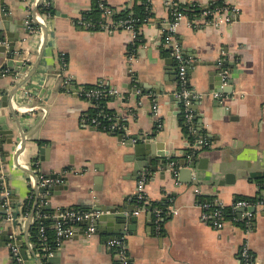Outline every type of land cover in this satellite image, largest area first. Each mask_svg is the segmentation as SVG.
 Returning a JSON list of instances; mask_svg holds the SVG:
<instances>
[{
	"label": "crops",
	"instance_id": "1",
	"mask_svg": "<svg viewBox=\"0 0 264 264\" xmlns=\"http://www.w3.org/2000/svg\"><path fill=\"white\" fill-rule=\"evenodd\" d=\"M209 1L216 0H174L182 5ZM48 2L50 15L35 10ZM48 2L0 0V21L1 13L10 18L6 23L11 32L20 20L30 23L33 13L38 25L31 23L28 34H21L23 41L16 44V53L27 54L24 73L15 75L10 68L0 79L3 96L23 83L9 107L0 109L14 142L8 146L10 155L1 171L10 175L9 188L16 198V206L0 201V209L6 206L11 212L15 207L20 212L16 226L11 220L1 226L0 235L7 232L9 241L0 247V264H16L13 256L10 259L8 243L17 237L28 264L40 260L30 234L39 214L35 213L25 227L36 202V207H50L44 209V218L51 229H55L58 212L64 210L112 206L138 210L134 196L143 174L147 205L141 206L137 215L133 212L135 228L126 230L125 235H112L114 227L103 222L104 234L88 235V226L77 224L76 231L56 249L59 264H117L115 251L106 241L111 235L124 238L130 264H238L236 256L242 243L249 246L258 264H264V209L255 210L247 232L230 216L224 217L220 230H214L200 220L198 205L200 196L217 200L224 208H230L236 199L264 198L258 183L264 177L250 176L251 172L264 173V0H221L220 7L235 6L238 15L220 29L203 26L201 13L178 23L175 36L193 94L190 122L180 119L177 66L163 43L169 24L164 0H105L116 10L143 4L152 14L140 27L144 43L132 59L127 50L134 40L126 31L91 30L79 24L91 0ZM174 70L175 75H168ZM222 70L226 72L224 79ZM99 82L118 91L106 106L122 118L118 124L123 122L125 129H119L120 135L80 123L81 115L94 106L81 91ZM228 86L231 93L215 91ZM154 102L160 109L159 121L152 112ZM183 122L196 135V142L184 135ZM135 137L140 142L149 137L151 144L161 145L164 152L172 151L171 158L165 160L167 169L155 162L136 169L137 157L127 146L135 143ZM188 149H198V153L187 154ZM33 161L37 171L32 169ZM193 162L195 168L190 172L187 168ZM153 166H157L156 171ZM238 171L241 174L234 180L226 179ZM53 175L59 180L53 185L62 184L66 189L55 195H36L29 186L37 176ZM31 190L35 201L31 210L23 213L21 205ZM154 203L166 205L163 218L161 209L151 208Z\"/></svg>",
	"mask_w": 264,
	"mask_h": 264
},
{
	"label": "built area",
	"instance_id": "2",
	"mask_svg": "<svg viewBox=\"0 0 264 264\" xmlns=\"http://www.w3.org/2000/svg\"><path fill=\"white\" fill-rule=\"evenodd\" d=\"M102 1V0H100ZM164 4L169 10V24L168 30L163 37L164 46L169 49L170 56L174 59L177 66V77L178 82L180 85V91L176 94V97L181 101L183 106V111L185 114V119L187 122L191 121V100H192V91L189 88L187 83V66L184 60L180 43L175 36V31L178 23L185 19L183 13L178 12L175 9L177 2L174 0H164ZM48 6V3L45 4ZM100 6H103V3H100ZM107 16V23L102 26V28L107 29H115V26L122 27V30L126 31L130 34L133 40L137 39L138 32L134 27L132 20H125L120 21L114 24L110 21L109 16L113 14V12L109 9H105V13ZM238 15V9L235 6L227 7L226 5L220 8H208V2L204 5L203 10L201 11L200 20H203V26L206 28H216L220 29L224 25L231 23L234 21V18ZM80 25L82 24L84 27L91 28L92 24L87 23L85 21H80ZM110 27V28H109ZM28 30L30 29V25L27 27ZM7 42L3 39H0V47L6 46ZM134 55H130L129 59H132ZM221 76L224 79L226 76L225 70L221 71ZM67 81H64L66 84ZM118 91L114 88L107 87L104 82H99L96 84L95 88L90 90L83 89L81 91V95L84 96L86 99L91 100L93 105L95 102L104 95L114 96L117 95ZM215 96H217L215 94ZM152 112L154 117L157 121L160 120V109L156 102L152 105ZM115 118L114 123H112L108 127L109 132H116L120 128L125 129V127H121L118 124L122 118L116 116V114L112 115ZM120 118V119H119ZM80 123L82 126H92V127H99L101 126L100 121L97 118H87L85 114H82L80 117ZM105 128V127H104ZM107 130V129H106ZM36 177V176H35ZM37 180V187H45L48 185H53L59 183L58 179H52L49 177L44 176H37L35 178ZM145 183H146V175L143 174L137 181L136 191L134 200L137 203L138 210L135 212V215L139 213V208L141 206L147 205V200L145 197ZM201 213H200V220L209 226H211L214 230H220L222 228V221L224 220V216L222 214V209L224 208L217 200H211L206 202L198 203ZM145 209V208H144ZM264 209V198H258L256 200H248V199H236L230 207L231 218L235 222H239L241 226L248 232L252 227V221L254 217L255 210ZM38 214V213H37ZM158 211H156V224H158ZM101 215V212L96 211L94 209L88 210H79V209H69L58 212L56 215L57 223L55 225V235L57 241V247H59L62 242L68 238L72 233L74 226L80 224L83 221H90V225L87 229V234L92 235L95 233L96 229L93 225V222L97 217ZM40 215L36 216L39 218ZM42 217H45L43 215ZM59 218V219H58ZM6 220H12V214L10 211L6 213ZM39 238L42 241L46 240V235L44 231V227L40 226L38 229ZM14 238H12L11 242L8 243L10 252L15 260L16 264H24L22 257L19 254L18 248L15 244H13ZM108 246L115 251V258L117 264H130L129 255L127 253V246L126 242L123 237H113L112 239L107 241ZM47 251V256H51L52 253L55 251H51L49 247L44 248ZM236 260L238 264H258L250 251L249 246L246 243H242L241 247L237 253Z\"/></svg>",
	"mask_w": 264,
	"mask_h": 264
},
{
	"label": "water",
	"instance_id": "3",
	"mask_svg": "<svg viewBox=\"0 0 264 264\" xmlns=\"http://www.w3.org/2000/svg\"><path fill=\"white\" fill-rule=\"evenodd\" d=\"M39 6V5H38ZM38 6L35 8L37 10ZM10 18H7L4 13H1V21H0V39H3L7 42L6 46H1L0 47V52L3 53V63L0 65V79L3 78L4 76V71L7 69L11 68V71L13 73H20L19 75H22L24 73L25 69L27 68L26 60H27V54L22 55L18 52L19 48L16 46L18 42L23 41V37H21V34H28V29L27 27L32 24H36L35 22V15L34 13L31 15L29 22H26L27 20L23 19L17 22L15 30L11 32L8 24L6 23L7 20ZM32 23V24H31ZM37 25V24H36ZM38 26V25H37ZM167 68L165 70L168 71V63ZM168 75L172 76L175 75V70L174 72H167ZM172 80V79H171ZM219 82V86H220ZM231 84V83H230ZM23 86V83L18 84L11 92H7L4 95V90L0 89V109L3 108H8L10 104V99L16 94V92ZM125 88H131L130 86H126ZM136 90L134 89L132 92L134 93ZM216 92H226V93H231L232 88L228 86L227 88L224 87L222 89L215 90ZM5 97V98H3ZM3 112L0 110V201L2 202V205L4 204L5 201L7 203L12 204L13 206H16L15 197L13 196V192L9 188V179L10 175L7 173H3L1 171V167L6 164L5 158L10 155V152L8 150V146L14 145L13 139H12V131L8 130L6 120L2 118ZM12 118H15L16 116L11 114ZM16 126L18 127L19 125ZM24 139V136H22ZM135 141L134 144L128 143L129 148H133L134 150V155L137 157V165L135 166L136 169H138L141 166H146V165H151L152 162H155L157 165L161 164L164 169L166 164L165 160L167 158H171L172 151L169 153L164 152L162 150V146L159 144H151L150 138L146 137L142 139V142L137 141L138 139L135 137L133 138ZM25 143L24 140L22 141V150H25ZM40 151H44V148H41ZM146 152V153H145ZM144 162V163H143ZM183 170H186L184 168V162H180ZM25 165V164H23ZM154 171L157 170V166L152 167ZM195 168L194 162L191 164L189 168H187L190 172L192 169ZM23 172H26L25 166L22 168ZM239 174H241L240 171H238L236 174H228L226 179L229 180V178L233 179L238 177ZM250 176L252 178H261L264 177V173H259V172H251ZM50 178L56 179V175L51 176ZM99 180V179H98ZM31 189L35 192L36 195L41 194H51L55 195L57 192L56 191H61L66 189L67 186H63L62 184L59 185H46L45 187L38 188L37 187V180L35 179V183L32 184L30 183L29 185ZM2 190L6 194H2ZM47 199V196H46ZM38 200V197L36 198ZM37 202L34 204V207L30 211L27 221L25 222V227H28L30 223L32 222L33 217H35L36 213V207ZM6 206L4 208L0 209V214L6 216ZM49 206L46 205L45 208L43 207V210H49ZM151 209V208H150ZM94 210L101 212V215L97 217L94 221V226L96 227V233H102L104 234V228L102 226L103 222H108V225L111 227H114L113 234L112 235H125L126 230H132L135 228V223L137 222V217L133 215V212L137 211L131 206H112L110 208L108 207H101V208H94ZM12 214V220L11 223L13 226H16V219L19 216L20 212L17 210V208L13 207V211H11ZM149 217H151V213L149 214ZM59 219V218H58ZM57 220V218H56ZM90 221L86 220L81 222L80 224H84L86 226L90 225ZM76 231V228L73 229V232ZM109 236L106 238V241L110 240L113 238V236ZM9 234L7 232H3L0 235V247H5L6 242L9 241L8 238ZM20 237H17V241H14L13 244L18 245L20 247V252L19 254L21 255L23 261L25 264H28L27 261V255L25 251L22 249V244L19 242ZM29 253L34 257V251L30 250ZM11 254H10V259H11ZM36 258V257H35ZM35 261L37 264H42L41 261L36 258ZM47 262L49 264H59L60 262V252L55 250L51 256L47 257Z\"/></svg>",
	"mask_w": 264,
	"mask_h": 264
},
{
	"label": "trees",
	"instance_id": "4",
	"mask_svg": "<svg viewBox=\"0 0 264 264\" xmlns=\"http://www.w3.org/2000/svg\"><path fill=\"white\" fill-rule=\"evenodd\" d=\"M46 2L50 1V0H45ZM49 3V2H48ZM100 3H103V6H100ZM222 5L221 0H216V1H209L208 2V8H220V6ZM204 5H198L196 3L193 4H187V5H182L177 3L175 6V9L178 12L183 13L185 16H187L188 18H194V16L199 15L201 13V11L203 10ZM105 9H109L113 12V14H111L109 16L110 21H112L114 24L120 22V21H125V20H132L134 27L137 31H139V28L147 23V21H149V18L152 16V14H150L149 10L146 8L145 5L143 4H135L133 7L131 8H127V9H120V10H116V8L109 6L105 0H91V7L88 11L84 12L82 14V20L92 24V27L90 28L91 30H98L101 29L102 26L107 22V16L105 13ZM38 12L42 15L44 14H48L50 15L52 13V7L49 3L48 6H45L44 3H42L39 7H38ZM115 28L117 30H122V27L120 26H115ZM141 31V30H140ZM144 43L141 32H138L137 35V39L134 40V42L131 44V46H129L127 53L128 55H135L137 52V48L142 45ZM168 52V50H167ZM95 88V86L92 85H87L84 87L85 90H90ZM111 100V96L110 95H104L101 96L94 104L93 107H91L86 113H85V117L91 119V118H97L100 121L101 126H99V130L102 131V129H104L105 131H108V127L114 123L115 118L112 117V115H114V111L110 110L107 108L106 104L107 102ZM184 111H183V106L181 105V114H180V119L185 121V117H184ZM124 124L123 122H120V126ZM105 127V128H104ZM189 125L187 123L183 122V133L184 135L188 138V140L191 143L196 142V135L192 134L189 129H188ZM195 128L197 129V126H195ZM107 129V130H106ZM122 133L121 130H118L116 132H114L113 134H118L120 135ZM206 149V148H205ZM187 154H192V155H196L198 153V149L196 150H191L188 149ZM32 169L37 171V165L36 163L33 161L32 162ZM260 189H264V179H259L258 180ZM199 202H208L211 201L212 199L209 197H204V196H200L198 197ZM253 201L252 199H248ZM256 200V199H254ZM35 201V194L34 192L31 190L27 199L23 201L22 203V210L23 213H28L31 208L32 205ZM166 203V202H165ZM151 208H159L161 209V217H164V214L166 213L165 209H166V205L164 204H159V203H154L151 204ZM36 213H38L40 215L39 218H36L34 220V224L32 225V227L30 228V234H31V242L35 248V250H37L39 257H40V261L42 264H47V251L44 250V248L49 247L51 251L56 250L57 247V241H56V235H55V229H51L49 227H47V224L45 223V218L42 217L43 215H46V211L43 210L42 206L37 207ZM222 214L224 217H231V213H230V208H223L222 209ZM154 214H152L153 216ZM154 217V216H153ZM155 220V218H154ZM6 221V216L0 214V229L1 226L3 224V222ZM40 226L44 227V231H45V235H46V240L42 241L39 238V233H38V229Z\"/></svg>",
	"mask_w": 264,
	"mask_h": 264
}]
</instances>
